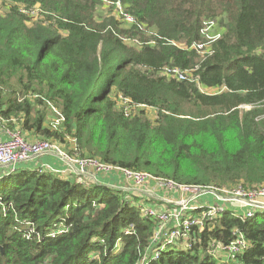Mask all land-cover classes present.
Instances as JSON below:
<instances>
[{
	"label": "trees",
	"instance_id": "16d2710c",
	"mask_svg": "<svg viewBox=\"0 0 264 264\" xmlns=\"http://www.w3.org/2000/svg\"><path fill=\"white\" fill-rule=\"evenodd\" d=\"M101 3L126 27L114 17L96 21ZM2 5L3 130L18 126L58 139L70 155L176 184L264 185V0ZM218 17L220 37L203 59L191 45L205 41L206 24ZM166 66L193 69L197 81L167 78ZM121 97L152 108L155 123L143 110L125 115ZM53 108L62 117L55 129L45 124ZM143 206L150 203L100 181L0 168V264H264V211L245 220L223 212L161 247L157 220ZM236 234L246 242L237 262L209 254L212 242Z\"/></svg>",
	"mask_w": 264,
	"mask_h": 264
},
{
	"label": "built area",
	"instance_id": "2783aa9c",
	"mask_svg": "<svg viewBox=\"0 0 264 264\" xmlns=\"http://www.w3.org/2000/svg\"><path fill=\"white\" fill-rule=\"evenodd\" d=\"M117 5L119 6V3ZM124 19L128 22L133 20L126 14ZM214 22H208L203 30L205 41L191 45V48L203 59L211 54V43L220 37L221 31L214 34L206 31V27L210 29ZM192 71L193 69H182L177 66H166L161 69V73L167 78L196 82ZM199 88L205 91L200 85ZM121 106L127 116L134 115L139 109L146 107L133 104L123 97H121ZM54 110L56 116L50 124L52 129L57 128L62 121L58 111ZM3 131L7 138L0 141V168L13 170L20 164L49 153L64 164L65 167L61 171L64 175L81 176L95 183H98L102 176H110L111 172L114 176L115 174L122 176L125 182L122 185L113 184L112 187L140 196L150 203V206H143L142 212L154 215L156 218L157 227L153 239L157 244H161V247L175 244L179 239H187L192 228H197L198 231L205 230L207 224L223 212L231 211L237 218L245 220L253 217L257 212L264 211V185L247 188L242 184L222 186L176 184L171 180L156 179L145 172L111 167L94 158L69 155L47 139L29 141L18 126ZM37 168L47 169L44 166ZM50 171L60 173V171ZM158 202L163 204L157 207ZM245 244L243 236L236 234L228 244L212 242L208 252L218 262L235 263ZM186 246L190 247L188 243Z\"/></svg>",
	"mask_w": 264,
	"mask_h": 264
},
{
	"label": "rangeland",
	"instance_id": "374dc122",
	"mask_svg": "<svg viewBox=\"0 0 264 264\" xmlns=\"http://www.w3.org/2000/svg\"><path fill=\"white\" fill-rule=\"evenodd\" d=\"M4 2L6 3L7 0H0V12H4L5 11V6L2 5ZM118 8H119V6H118ZM37 11L38 10H37L36 7L34 9H32L31 16H33L35 18V16H37ZM114 14H115V9H114V6L113 5H110V4H107V3H101V4H99L97 6V9L95 11L94 18H95L96 21H100V20H102L105 17H114L115 20L117 21L118 27L125 28L126 25L121 20H119L117 18V16L115 17ZM217 19L218 20L216 22H214V25L212 27H210V29L206 27V31L209 34H214L215 32L222 31V28H221L222 24L220 22L221 19L219 17ZM240 108L242 110L248 109L246 106H241ZM139 110H143V116L146 119L150 120L152 122V124L155 123V120H156V112L152 108H150V107H144V108L139 109ZM50 111H49L48 115H51V116H54L55 117L56 116V111L53 109V111H51L52 114L50 113ZM51 116H49L48 119L45 121V124L46 125H48L49 122H53V120H51L53 118H50ZM48 140H49V142L52 145L57 146V147H60L65 153L69 154L67 152L66 148H65V145L63 143H60L58 141V139L55 140L54 138L50 137V139H48ZM150 202L153 203L154 201L152 200ZM162 204H163V202H161V204H156V206L158 207L159 205H162Z\"/></svg>",
	"mask_w": 264,
	"mask_h": 264
},
{
	"label": "crops",
	"instance_id": "0c3cea01",
	"mask_svg": "<svg viewBox=\"0 0 264 264\" xmlns=\"http://www.w3.org/2000/svg\"><path fill=\"white\" fill-rule=\"evenodd\" d=\"M51 117H53V116H51ZM23 134L25 135V138L29 141L44 138L41 135H36V134H33L31 132H28V131H23ZM6 138H7V136H6L5 132L3 131V127H2V125H0V141L5 140ZM20 165L26 166V167H29L32 169L37 168L39 166H44L48 170L60 171V174H62L61 171L65 167L63 163H61L55 156H53L52 154H49V153L42 155L35 160L29 161V162H26V163H23ZM111 176L112 175H110L108 177L102 176V177H100L99 181L103 182L104 184H106L108 186H113V184L122 185V183L125 182L124 179L122 178V176H118L117 174H115V176L114 175L112 177ZM113 178H114V180H113Z\"/></svg>",
	"mask_w": 264,
	"mask_h": 264
}]
</instances>
